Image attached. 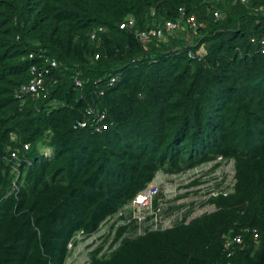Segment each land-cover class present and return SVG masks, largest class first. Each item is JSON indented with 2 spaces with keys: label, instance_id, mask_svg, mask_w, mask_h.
Listing matches in <instances>:
<instances>
[{
  "label": "trees",
  "instance_id": "trees-1",
  "mask_svg": "<svg viewBox=\"0 0 264 264\" xmlns=\"http://www.w3.org/2000/svg\"><path fill=\"white\" fill-rule=\"evenodd\" d=\"M179 7L196 15L189 40L206 45L202 59L187 56L183 32L145 48L118 26L134 17L151 27ZM263 35L264 0H0V264H64L78 230H96L158 171L217 155L235 160L236 183L209 199L215 211L123 238L88 264H264V54L251 41ZM30 51L60 65L45 97L20 105ZM93 106L106 110L107 130L75 127ZM231 231L243 244L228 258Z\"/></svg>",
  "mask_w": 264,
  "mask_h": 264
},
{
  "label": "built area",
  "instance_id": "built-area-1",
  "mask_svg": "<svg viewBox=\"0 0 264 264\" xmlns=\"http://www.w3.org/2000/svg\"><path fill=\"white\" fill-rule=\"evenodd\" d=\"M206 2L217 0H205ZM244 3L246 0H238ZM262 9L255 8V10ZM154 11H152L153 14ZM221 14L214 11V19L218 20ZM120 29L132 31L134 37L144 46L148 43L158 45L168 42L178 32L184 33L182 45L187 50V56L192 59H202L205 50L201 45L194 53L190 47L198 44V38L190 41L192 30L197 27V18L194 13H188L184 7L178 8L175 19H164L151 27L137 29L134 17H128L119 23ZM106 27L100 25L89 33V40L96 42ZM258 42L260 52L264 54V35L260 38H251ZM177 45L173 48H178ZM32 57V54H30ZM147 59L146 55H138L137 59ZM94 60L99 59V53H94ZM57 66L55 59L47 56H39V60L33 63L29 70L31 78L27 83L21 84L14 95L20 105L25 103L29 96L32 99L45 97L48 83H55V79L47 82L46 78L51 74V69ZM116 77L112 76L106 82L108 86L115 83ZM76 86L82 84L81 80L74 79ZM97 85L98 95H103L105 89ZM95 91V92H96ZM90 127L95 132H102L109 128L106 110L97 107H87L78 120L75 127ZM27 148V145H25ZM14 155V153H12ZM235 183V160L217 155L214 159L186 168L176 173L158 172L154 178L142 189H140L129 201L119 207L113 214L106 216L98 225L96 230L86 233L78 230L67 243L68 256L64 264H88L89 253L99 249L97 255H108L112 249L119 245L123 238L138 237L150 231H161L173 228L176 225L188 224L193 218L205 212L216 209L214 204L208 203L209 199L217 196H227L232 192ZM210 207L213 209L210 210ZM122 229L117 238L118 231ZM255 236L257 232L252 230ZM243 244L242 233L225 235L223 248L226 257L230 258L233 252ZM83 256L82 259L80 257ZM227 264H231L229 261Z\"/></svg>",
  "mask_w": 264,
  "mask_h": 264
},
{
  "label": "clouds",
  "instance_id": "clouds-1",
  "mask_svg": "<svg viewBox=\"0 0 264 264\" xmlns=\"http://www.w3.org/2000/svg\"><path fill=\"white\" fill-rule=\"evenodd\" d=\"M198 40H199V42H200V38H198ZM198 45H201V44H198ZM202 46H203V48H204V50H205V47H206V45L203 43L202 44ZM206 51V50H205ZM30 54H32V57H30ZM41 55H44V56H47V57H49L46 53H44V51H39L38 53H36V52H34V51H30L29 53H28V59L29 60H32V64L33 63H35L36 61H38L39 60V56H41ZM50 59H55V58H52V57H49ZM56 60V59H55ZM94 60V59H93ZM57 61V60H56ZM31 64V65H32ZM30 65V66H31ZM60 64L57 62V66L56 67H58ZM56 67H53L52 69H51V72H52V70L54 69V68H56ZM30 68V67H29ZM29 75H30V77H29V80H30V78H31V74H30V70H29ZM113 76H115L116 77V80H117V77H118V74H116V75H113ZM110 77H112V76H110ZM109 77V78H110ZM109 78L106 80V82L109 80ZM50 79H55L53 76H51V74L46 78V80H47V82L48 81H50ZM28 80V81H29ZM28 81H26L25 83H27ZM23 84V83H22ZM49 84V83H48ZM54 84V83H53ZM53 84H51V85H53ZM21 85V84H20ZM19 85V86H20ZM18 86V87H19ZM104 86H108L107 84H105ZM103 86V87H104ZM17 87V88H18ZM78 87V86H77ZM16 88V89H17ZM16 89H14V91L16 90ZM105 89V88H104ZM47 90H48V88H47ZM47 92V91H46ZM47 94V93H46ZM104 95V94H103ZM15 96V95H14ZM99 96H102V95H99ZM16 98V97H15ZM27 98H31V97H27ZM26 98V99H27ZM32 99V98H31ZM32 100H36V99H32ZM108 122H109V126L111 125V122L108 120ZM107 130V129H106ZM104 131V130H103ZM46 152H48V155H46V156H49V150H47V149H45L44 150V154L46 153ZM207 162V161H206ZM202 163H204V162H202ZM202 163H200V164H202ZM158 172H161V171H158ZM157 172V173H158ZM236 174V173H235ZM156 175V174H155ZM154 178V177H153ZM235 183H236V178H235ZM235 183H234V187H235ZM234 187H233V190H232V192L234 191ZM232 192H230V193H232ZM229 193V194H230ZM228 194V195H229ZM208 203H210L209 201H208ZM210 204H212V203H210ZM216 210V209H215ZM215 210H213V211H215ZM213 211H211V212H213ZM205 213H209V212H205ZM202 214H204V213H202ZM200 216V215H199ZM171 229V228H170ZM232 232V231H231ZM233 233V232H232ZM229 234V233H228ZM227 235V234H226Z\"/></svg>",
  "mask_w": 264,
  "mask_h": 264
},
{
  "label": "rangeland",
  "instance_id": "rangeland-1",
  "mask_svg": "<svg viewBox=\"0 0 264 264\" xmlns=\"http://www.w3.org/2000/svg\"><path fill=\"white\" fill-rule=\"evenodd\" d=\"M44 152V151H43ZM45 155H48V152L45 153ZM213 209V207H210V210ZM83 256L80 257V259H82Z\"/></svg>",
  "mask_w": 264,
  "mask_h": 264
}]
</instances>
